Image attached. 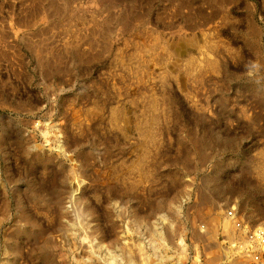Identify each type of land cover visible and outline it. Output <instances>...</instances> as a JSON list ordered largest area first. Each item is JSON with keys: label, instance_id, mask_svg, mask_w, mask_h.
Segmentation results:
<instances>
[{"label": "rangeland", "instance_id": "1", "mask_svg": "<svg viewBox=\"0 0 264 264\" xmlns=\"http://www.w3.org/2000/svg\"><path fill=\"white\" fill-rule=\"evenodd\" d=\"M262 164L264 0H0V264H211Z\"/></svg>", "mask_w": 264, "mask_h": 264}, {"label": "bare ground", "instance_id": "2", "mask_svg": "<svg viewBox=\"0 0 264 264\" xmlns=\"http://www.w3.org/2000/svg\"><path fill=\"white\" fill-rule=\"evenodd\" d=\"M175 53H181L185 49V46L183 43H178L175 47ZM180 56V54H179ZM214 66V64H213ZM261 174L262 177H264V164H262L261 169L258 172ZM223 205L215 204L213 201L210 200V198L202 196L201 204L197 206V213L204 216L206 220V224L202 225V233H198L200 236V240H209L213 241L211 244H213L211 251L208 253H211V257L209 261H212L211 264H248L249 261V250L247 247V235L241 226L237 225L238 221L243 222H250L252 223V226H259V228H262L264 230V220L257 219L252 217V222L249 220L241 218L239 210L237 208L232 209L233 214H229V209L226 210V213L224 210H222ZM218 208V209H217ZM253 216H255L253 211L249 212ZM250 219V218H249ZM251 225V224H250ZM173 227V222L169 221L163 228ZM223 235L227 240L224 242H220L218 240H215L217 235ZM180 242L181 246H179V252L177 255L178 258L187 256V247L185 243ZM151 245L154 247H157L154 244V241H151ZM153 249V248H152ZM257 250H260V247L256 248ZM154 252H156V248L153 249ZM124 256L122 257V260H125L123 263H117V264H133L135 263V259L133 257L132 252H123ZM150 261V260H149ZM117 257L112 255L110 256L109 264H116ZM178 263H181V260H177ZM163 259L158 257V259L155 262H150L149 264H162Z\"/></svg>", "mask_w": 264, "mask_h": 264}, {"label": "built area", "instance_id": "3", "mask_svg": "<svg viewBox=\"0 0 264 264\" xmlns=\"http://www.w3.org/2000/svg\"><path fill=\"white\" fill-rule=\"evenodd\" d=\"M233 212L232 209L229 210V214H233ZM237 225H242L247 235V247L250 251L248 264H264V230L243 221H238ZM257 247L261 249L257 250Z\"/></svg>", "mask_w": 264, "mask_h": 264}]
</instances>
